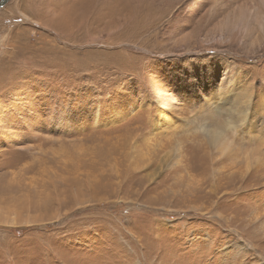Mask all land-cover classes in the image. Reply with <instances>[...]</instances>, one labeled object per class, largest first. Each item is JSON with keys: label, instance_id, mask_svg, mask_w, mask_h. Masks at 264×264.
<instances>
[{"label": "rangeland", "instance_id": "1", "mask_svg": "<svg viewBox=\"0 0 264 264\" xmlns=\"http://www.w3.org/2000/svg\"><path fill=\"white\" fill-rule=\"evenodd\" d=\"M0 264H264V0H8Z\"/></svg>", "mask_w": 264, "mask_h": 264}, {"label": "bare ground", "instance_id": "2", "mask_svg": "<svg viewBox=\"0 0 264 264\" xmlns=\"http://www.w3.org/2000/svg\"><path fill=\"white\" fill-rule=\"evenodd\" d=\"M239 114H241V113H239ZM231 120H227L225 124L224 123L221 124L220 126H222V127L218 126L217 129L209 131L207 138L209 139V142L211 143V145L214 146V148H216V149L218 148L221 151H228L229 150V145H231V142L230 143L227 142V139L223 133L225 132V130H227V131L229 130V132L231 134L233 132H236V130L233 131L234 129H236L235 122L231 121Z\"/></svg>", "mask_w": 264, "mask_h": 264}, {"label": "water", "instance_id": "3", "mask_svg": "<svg viewBox=\"0 0 264 264\" xmlns=\"http://www.w3.org/2000/svg\"><path fill=\"white\" fill-rule=\"evenodd\" d=\"M8 0H3L1 3H0V8L5 5L7 3Z\"/></svg>", "mask_w": 264, "mask_h": 264}]
</instances>
